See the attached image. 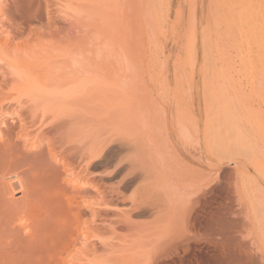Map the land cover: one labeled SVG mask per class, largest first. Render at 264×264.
<instances>
[{
    "label": "rangeland",
    "instance_id": "374dc122",
    "mask_svg": "<svg viewBox=\"0 0 264 264\" xmlns=\"http://www.w3.org/2000/svg\"><path fill=\"white\" fill-rule=\"evenodd\" d=\"M53 1L57 3L50 10L57 23L51 29L73 34L78 25L84 48L93 44L100 53L96 77L77 96L76 108H68L70 116L65 115L78 121L79 136L74 130L70 135L88 141L94 130L113 157L103 159L95 171L96 192H89V182L62 185L68 192L93 197L100 207L110 205L119 211L135 210L130 199L136 197L147 211L144 216L132 215L134 225L143 223L148 241L158 230L161 243L159 256L147 258L141 238L117 226L115 235L103 233L108 246L99 240L86 244L89 253L95 252L106 264H264V237L257 230L262 225L256 217L261 206L257 199L262 202L257 195L264 194H257L264 190V36L254 17L257 0ZM4 7L0 4V9ZM7 33L4 28L0 37ZM140 102L146 109L151 105L159 117L165 177L156 207L151 189L140 190L141 183L119 195L111 190L123 177L111 178L117 167L149 162L148 155L136 158L140 126L129 116L134 117L132 110ZM2 111L0 128L18 119L12 110ZM23 142L14 143L17 152L23 149L29 157L41 151H28L30 144ZM121 143L126 147L119 148ZM252 156L261 161L254 164ZM170 180L175 181V205L168 202ZM252 188L257 191L250 192ZM110 198L119 200L112 204ZM13 208L0 199V264H59L46 258L42 245L29 244L14 229ZM155 210H161L157 221ZM150 247L151 242L145 249Z\"/></svg>",
    "mask_w": 264,
    "mask_h": 264
},
{
    "label": "bare ground",
    "instance_id": "6f19581e",
    "mask_svg": "<svg viewBox=\"0 0 264 264\" xmlns=\"http://www.w3.org/2000/svg\"><path fill=\"white\" fill-rule=\"evenodd\" d=\"M48 1L0 0V4L5 3V7L0 9V32L4 28L8 30L6 35L0 37V110L10 109L18 114L17 120L4 123L6 127L0 128V199L14 206L15 211L10 217V223L23 239L31 245L32 242L42 245L45 248L46 258L59 264H106V260L97 257L95 252L89 253L86 244L99 240L103 247L108 246L110 243L102 237L103 233L111 232L115 235L117 226L124 227L127 231H134L136 236L141 238L139 244L144 248L147 258L150 254L159 256L161 243L158 230L154 232L153 239L148 241L143 223L134 225L131 219L132 215L146 214L147 210L142 207L141 200L130 196L132 197L130 202L135 206V210L119 211L114 210L110 205L100 207L102 205H98L93 197L82 195L80 192L74 191V193L73 190L68 192L67 187L64 188L62 185L63 182H73V184L89 182L92 185L89 192H96L99 187L97 188L95 182V171L100 167L103 159L109 161L113 157H110V150L106 149L108 144H102L104 142L96 138L97 132L93 128L92 136H88L91 138L87 137L88 141L83 139L84 136L73 139L70 135L75 131L78 121L71 117L66 119L65 115L70 114L68 108L72 109V106L76 108L79 104L78 97L89 83L88 80H92L94 75L96 77L100 53H97L93 44L84 48L78 25L75 26L73 34L60 27L52 30V26L57 22L52 19L50 6L52 7L57 1L52 0V5ZM119 2L126 4V0ZM257 3L258 10L254 12V17L259 24V35L263 37L264 32L261 31L264 30V15L261 11H264V0H257ZM34 22H38L40 26L36 27L33 25ZM101 58L103 59L104 55ZM134 107L135 104L132 108ZM128 110L131 113V107ZM132 112L134 117H131L127 111L130 119L133 118L140 126L135 136L137 143L134 142L140 151L136 158L139 154L143 157L148 155L149 162L146 165L140 160L141 163L137 165L129 162L117 167L111 178L123 177L117 188L111 190L119 195L122 189L127 191L141 183L140 190L151 189L155 198L152 206L156 207L157 197L163 186L162 178L165 177H162L164 170L163 164L161 165L159 117L151 105H147L146 109L143 102H140ZM24 113L28 115H26L27 120L24 119ZM80 128L78 127L81 132ZM91 131L88 130L89 133H92ZM20 139L24 140L23 146L30 144L28 151L31 148L32 151L33 149H41V151L31 156L30 153L27 154L29 157L24 155L26 152H21L23 149L17 152L14 143ZM122 143L119 148L123 149L126 146ZM65 145L70 147L66 149ZM253 159V163L256 160L261 161L258 157ZM262 174L264 176V173ZM173 181L170 180L167 184L168 202L171 204L174 202ZM256 186L260 189L258 185ZM252 189L250 190L253 191L252 193L257 191ZM261 190H258L257 194L264 193V190ZM16 194L20 196L15 198ZM255 194L252 196L254 195L256 199L260 196L262 200L261 202L259 198L257 199L261 203L260 206L253 198L254 202L259 204L255 203L258 205L256 210L259 214L256 216L259 218L257 224L263 227L264 211L261 215L259 212L264 210V194L263 196ZM117 200L119 198L116 200L110 198V203L114 204ZM160 213L161 210H155L156 221ZM256 217L254 216V220L258 221ZM50 225L52 227H49ZM261 227L257 230L259 229L258 235L262 239L264 236L261 235L262 232L260 233ZM263 229L264 227L262 231ZM79 241L85 245L79 248L77 245ZM149 242L151 247L145 249Z\"/></svg>",
    "mask_w": 264,
    "mask_h": 264
}]
</instances>
